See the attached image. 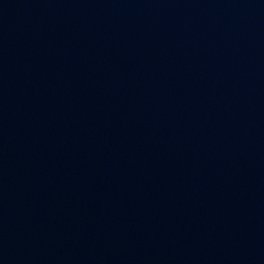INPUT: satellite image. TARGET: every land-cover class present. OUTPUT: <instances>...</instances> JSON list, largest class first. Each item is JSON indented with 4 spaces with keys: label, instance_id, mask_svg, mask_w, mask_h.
<instances>
[{
    "label": "water",
    "instance_id": "water-1",
    "mask_svg": "<svg viewBox=\"0 0 264 264\" xmlns=\"http://www.w3.org/2000/svg\"><path fill=\"white\" fill-rule=\"evenodd\" d=\"M0 264H264V0H0Z\"/></svg>",
    "mask_w": 264,
    "mask_h": 264
}]
</instances>
